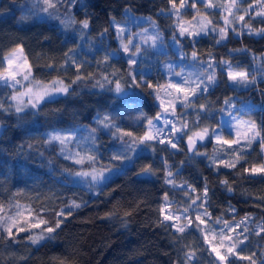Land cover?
<instances>
[{"label":"trees","instance_id":"trees-1","mask_svg":"<svg viewBox=\"0 0 264 264\" xmlns=\"http://www.w3.org/2000/svg\"><path fill=\"white\" fill-rule=\"evenodd\" d=\"M86 2L89 5L87 12L91 24L84 38L80 39L78 31L73 32L69 29L65 34V30L61 29L57 21L34 16L33 12L29 11L31 0H0V53H6L22 42L29 60L34 65L37 62L43 65L50 58H54L57 63L62 62L63 53L69 48H76V59L84 63V69L96 73L93 79L73 85L76 94L54 97L51 102L42 104L38 109H26L19 118L12 113L0 112V121L3 122L0 126V179L4 180L5 187L10 192L21 189L26 196L55 193L59 198L54 201L57 205L67 202L69 198L88 201L87 207L74 214V218H71L67 226L59 232L56 241L39 250L29 248L25 244L18 246L0 244V252L3 253L0 261L7 260V264H16L15 258L8 260L9 255L15 253L16 257H28L27 261H20L19 264H53V257H66L73 261V264H178L183 260V253L187 250L184 245H194L198 249L197 264H214L213 257L207 251H199L203 249V245L199 241L198 233L180 237L174 230L166 231L156 224L158 219L156 208L162 202L164 192L167 191L177 205L184 197V193L179 190L170 191V186L164 185L162 171L157 177H138L134 173L147 163H151L159 170L162 167L161 157H167L173 166L171 171L176 174L179 169V173L175 175L177 184L187 180L199 190L204 183L203 178L207 177L212 205L209 210L214 217L220 215L230 203L239 213L237 219L246 213H252L257 218L264 216V209L255 206L259 203L256 195L264 192V181L238 179L230 169H223L217 174L209 166L208 159L194 155L192 153L194 150L190 152L186 149L185 138L180 144V147L184 148L183 152L161 151L163 145H157L155 153L147 149L141 151V159L136 161L135 166L126 165L130 169L127 175H114L103 188L102 194L96 196L82 185L73 183V178L67 173L61 174L62 168L71 166V162L58 155V147L53 148L43 141L48 133L56 130L72 129L77 138L87 137V129L96 127L93 118L97 113L110 114L117 120L119 126L128 127L139 115L137 107L150 115L159 111L151 95L132 87V81L125 78L129 71L128 57L120 46L115 29L108 23L110 16H115L118 21H124L125 8H130L129 12L136 16L151 17L166 41L167 49L164 53L160 54L151 48L144 49L138 56L137 64L133 66L140 76L153 83L166 81L167 65H172L171 71L177 72L182 65L190 62L194 71L200 75L208 70L207 62L210 59L208 53L212 54L215 61H231L234 66L245 67L251 75L256 76L255 85L244 87L230 82L219 67L209 69L215 73L216 84L204 92L197 101L209 104L210 109V115L202 114L200 126L221 125V115L230 110L239 111L257 121L264 115L261 111L264 108V92L261 91L264 89V75H261V66L264 64V58L261 57L264 53V38L248 35L247 32L244 36H236L230 32L227 40L217 44L218 34L209 32L196 37L195 42L187 35H177L176 40H173L174 31L178 32L173 27L176 16L174 13L160 12L161 9L170 7L168 0H86ZM182 15L185 20H191L193 13H183L182 10ZM77 16L83 19L84 12L78 10ZM21 17L28 18L21 20ZM213 21L223 26L221 21L218 22L216 19ZM136 24L133 23L134 28ZM239 27L241 25L237 24V28ZM104 28H109V31L101 37L99 33ZM45 36L49 39L45 40ZM173 41L178 45L179 53L171 47ZM245 47L249 51H231L234 48ZM194 50L199 55L198 60H194L191 55ZM36 53L44 54L39 61L36 59ZM106 54L111 56V61L98 64L97 61H102ZM114 68L120 70L117 76L108 75ZM33 71L34 75L44 80L57 74L66 76V80L67 77L74 75L72 70L67 74L53 73L43 67L34 68ZM101 71L109 80L119 78L122 85L127 84L128 92L121 94L111 91L114 84L105 83L103 88L93 87L101 80L99 75ZM137 78L139 79V76ZM19 89L18 86L17 90ZM12 91L0 86V98L10 103L8 97ZM229 97L230 103L225 104L224 100ZM246 102L249 108L241 109L240 104ZM187 114V120L191 122L195 117V109H191ZM98 135L100 158L107 164L109 155L119 147V144L107 134ZM29 144L33 147L29 148ZM213 144L214 141L207 140L203 142V146L198 143L196 149L211 155ZM249 159L258 162L255 153ZM180 161H184V164L181 165ZM225 177L230 182L235 181L234 192L226 191L218 183ZM248 193L253 195L249 196ZM3 195L7 198L8 193ZM138 201L143 203L137 208ZM114 205L119 209V214L112 220L101 219ZM124 210H134L133 215L128 218L127 228L121 225ZM231 216V213H225V219H231ZM260 239L256 236L251 237L253 245L259 243ZM253 245H250L244 254L255 251L259 256L258 248ZM261 246L264 247V244ZM238 264L247 262L240 261Z\"/></svg>","mask_w":264,"mask_h":264},{"label":"snow or ice","instance_id":"snow-or-ice-1","mask_svg":"<svg viewBox=\"0 0 264 264\" xmlns=\"http://www.w3.org/2000/svg\"><path fill=\"white\" fill-rule=\"evenodd\" d=\"M168 4L170 7L161 9L160 12L161 14L174 13L176 16L173 27L178 32L174 31L173 40H176L177 35H187L195 42L196 37L209 32L218 34L217 44L227 40L230 32L236 36H244L247 32L248 35L264 38V27L255 28L252 24L256 18L264 24V0H178V2L168 0ZM88 7L86 0H31L29 11L33 12L36 17L57 21L61 29L65 30V34L69 29L73 32L78 31L79 38L83 39L91 24V18L87 12ZM78 10L84 12L83 19L78 18ZM182 10L183 13H193L191 20H184ZM124 11L129 12L131 9L125 8ZM209 11L212 13L211 16ZM213 17L218 22L222 21L223 26L214 23ZM27 18L21 17V20ZM147 19L154 28L158 27L151 17ZM108 23L115 29L123 51L129 53L127 61L129 71L125 74V78L132 81V87L151 95L159 111L150 115L137 107L136 111L139 115L128 127L119 126L117 120L110 114L97 113L93 118L96 127L87 129V137L77 138L72 129L48 133L43 143L53 148L58 147V155L65 161L71 162V166L62 168L61 174L67 173L69 177L74 178L73 183L82 185L88 192L99 196L114 175H127L130 169L126 165L135 166L136 161L141 159V151L147 149L155 153L157 145H163L164 148L161 151L183 152L184 148H181L180 144L186 138L185 147L188 151L196 149L198 143L203 146L206 140L214 141L211 155L199 151H196L194 155L208 159L209 166L217 174L223 169H230L238 179L264 181V115L259 117V121L236 117L235 131L230 137L222 134L219 124L215 127H201L202 114L210 115V109L209 104L197 103V101L204 92L216 84L215 73L205 71L200 74L203 78L194 82L185 76L183 71H180L173 73L174 76L182 78L179 82L168 78L164 83L158 81L153 83L146 77L140 76L133 68L137 64L136 57L141 53V47L136 45L133 39H129L127 43L124 42L121 34L125 32V29L115 16H110ZM237 24L241 27L237 28ZM108 31L109 28H104L99 35L103 37ZM147 31L148 29H144L143 33ZM143 33H134L133 36L140 35L141 42L148 43ZM159 37L160 33L157 32V35L150 38L153 45ZM44 39L48 40L49 37L45 36ZM231 51L249 50L245 47L234 48ZM75 52L76 48H69L63 53L62 62L57 63L54 58H50L43 65L39 62L34 65L29 60L22 42L6 53H0V86L13 90L8 97L11 103H6L3 98H0V112L12 113L19 118V115L26 109H38L42 104L51 102L54 97L76 94L73 85L93 79L96 73L85 70L84 63L76 59ZM43 55V53H36L37 61ZM191 55L194 60L199 59L197 51L194 50ZM208 55L210 59L207 62V68L219 67L233 84L248 87L257 83L256 76L251 75L247 70L234 69L231 61H215L211 53ZM261 57L264 58V53ZM111 59V56L106 54L103 60L97 63L110 62ZM42 67L53 73L67 74L69 70H72L74 75L67 77V80L66 76L59 74L44 80L34 75L33 71L34 68ZM261 67V75H264V64ZM167 68L171 71L172 65H167ZM119 71L114 68L108 75L117 76ZM99 75L101 80L97 81L93 87L103 88L105 83L114 84L111 91L126 94L128 85H122L119 78L109 80L103 71ZM191 75L189 73V76ZM18 86L21 90H17ZM261 91L264 92V89ZM230 100V97L226 98L224 103L229 104ZM178 106L181 109L180 112L177 111ZM192 108L195 109L194 119L191 122L182 119L185 113ZM261 111L264 112V108ZM228 115L232 117L233 114L229 112ZM2 123L0 121V126ZM177 124L180 126L177 127ZM98 134H107L119 144V147L109 155L107 164L100 158ZM28 147L31 148L33 145L29 144ZM253 153L256 154L258 162L249 159ZM179 163L183 165L184 161ZM161 165V169L158 170L151 163H147L134 174L138 177H157L162 171L164 185L170 186V191H182L187 201L184 206H179L174 198L169 197L167 191L164 192L161 197L162 202L156 208L158 227H163L166 231L174 230L180 237L198 233L199 241L203 245V249L199 251H207L213 257L214 264H238L240 261H246L247 264H264V247L261 246L264 244V216L257 218L252 213H246L237 219L239 213L229 203L220 215L214 217L212 211L209 210L212 205L207 177L203 178L202 188L198 190L187 180L177 184L175 175L179 173V169L174 174L171 171L173 166L167 157H161ZM218 183L228 192L235 191L233 187L235 181L230 182L227 177L219 180ZM4 193H8L7 198L4 197ZM248 195L253 194L248 193ZM255 198L259 201L255 206L264 209V192L256 195ZM57 199L59 198L55 193L44 196L39 193L26 196L21 189L10 192L5 187L4 180L0 179V244L9 246L25 244L29 248L39 250L56 241L59 232L67 226L71 218H74V214H78L80 209L88 205V201L78 198H69L67 202L57 205L54 204ZM140 203L143 201L137 202V208ZM133 211H123L122 227H128V218L133 215ZM225 213H231V219H225ZM118 214L119 209L114 205L113 209L105 212L101 219L112 220ZM252 236L260 237V242L253 245ZM250 245L258 248L259 256L255 251L244 254ZM184 247L187 250L183 253V260L178 264H197L198 249L194 245H184ZM0 257H3L2 252H0ZM13 258L16 264L28 260L27 256L16 257L15 253L10 254L8 260ZM52 261L53 264H73V261L66 257H53ZM0 264H7V260L0 261Z\"/></svg>","mask_w":264,"mask_h":264},{"label":"rangeland","instance_id":"rangeland-1","mask_svg":"<svg viewBox=\"0 0 264 264\" xmlns=\"http://www.w3.org/2000/svg\"><path fill=\"white\" fill-rule=\"evenodd\" d=\"M209 15L210 16L212 15L211 11H209ZM125 17H126V19L124 21H120L121 26L125 29V32L121 34V36L123 37V40H124L125 43H127V41L129 39H133L134 40V43L136 45H139L141 47V51L144 50V49H149V48L158 51L160 54H162V53H164L166 51V49H167L166 41L162 37V33L159 32V30L157 28H154L152 26V24H150V22L147 19L148 18L147 16H144V17H142V16H136V15L130 13V12H126ZM215 19L216 18L213 17V20H215ZM137 21H141V22H137ZM185 21H187V20H185ZM134 22L137 23L136 24L137 26L135 28L133 26V23ZM193 23H195V21H193ZM252 24H253V27H255V28L264 27V24H261L260 23L259 18H256L255 20H253L252 21ZM144 29H148L147 33H143V30ZM157 32L160 33V37H159V39H157L156 44L153 45L150 38L152 36L157 35ZM134 33H143L144 39H147L148 40V43H142L141 42V36L140 35H136L134 37L133 36ZM116 36H117V34H116ZM117 39L119 40V43H120V39L118 37H117ZM120 46H121V44H120ZM171 47L174 48L178 53L180 52L179 51V48H178V45L175 44L174 41L171 44ZM125 55L129 59V53H125ZM138 56L136 57V59H138ZM189 63H186V65H182L177 72L183 71L184 75L185 76H188V78L191 81H194V82L197 81L198 79H202L203 77L201 75H199L198 73H196V71H194L193 64H191V63L189 64ZM233 67H234V69L247 70L245 67H242V66H234L233 65ZM166 71H167V73H166V80L168 78H172V79H174L177 82L181 81L182 78L181 77L174 76L173 75L174 72L169 71L168 68H166ZM207 71L208 72H211V70L209 71V69ZM189 73H191L192 75L189 76ZM19 90H21V89H19ZM126 92H128V89H126ZM240 105H241V109H247V108H249V104L247 102L246 103H242ZM192 109H194V108H192ZM190 110L191 109H189L188 111H190ZM177 111L180 112L181 109L178 108ZM187 112L182 117V119H186V120L188 119ZM229 112H231L233 114L232 117H229V115H228ZM236 117H238L240 119H243V120H247V119L250 118L247 115L241 114L239 111H231V110L228 111L227 113L221 115V118H220V120H221V129H219V130L222 131V134L225 137H230L234 133V131H235V127L234 126H235V118ZM179 126L180 125L177 124V127H179ZM201 127H203V126H201ZM67 130H69V129H67ZM225 130H226V132H225ZM196 151H197V149L194 150L192 153H195ZM186 201H187V197L184 195V197L182 199H180L179 202H178L179 206H184V204L186 203Z\"/></svg>","mask_w":264,"mask_h":264},{"label":"water","instance_id":"water-1","mask_svg":"<svg viewBox=\"0 0 264 264\" xmlns=\"http://www.w3.org/2000/svg\"><path fill=\"white\" fill-rule=\"evenodd\" d=\"M186 143H187V140H186ZM197 145H198V144H197ZM197 147H198V146H197ZM197 147H196V148H197ZM194 150H195V149H194ZM190 152H191V151H190Z\"/></svg>","mask_w":264,"mask_h":264}]
</instances>
